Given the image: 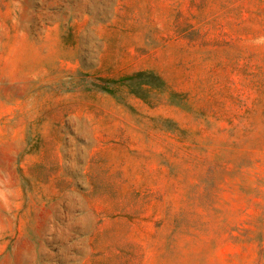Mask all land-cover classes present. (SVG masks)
<instances>
[{
	"label": "rangeland",
	"instance_id": "374dc122",
	"mask_svg": "<svg viewBox=\"0 0 264 264\" xmlns=\"http://www.w3.org/2000/svg\"><path fill=\"white\" fill-rule=\"evenodd\" d=\"M0 264H264V0H0Z\"/></svg>",
	"mask_w": 264,
	"mask_h": 264
},
{
	"label": "trees",
	"instance_id": "16d2710c",
	"mask_svg": "<svg viewBox=\"0 0 264 264\" xmlns=\"http://www.w3.org/2000/svg\"><path fill=\"white\" fill-rule=\"evenodd\" d=\"M147 73L148 72H145V71H139V72H136L135 74L131 75L129 79L142 77V76L146 75Z\"/></svg>",
	"mask_w": 264,
	"mask_h": 264
}]
</instances>
